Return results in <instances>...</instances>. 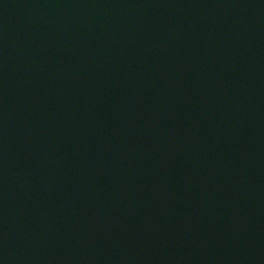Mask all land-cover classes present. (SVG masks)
I'll use <instances>...</instances> for the list:
<instances>
[{
    "label": "water",
    "instance_id": "1",
    "mask_svg": "<svg viewBox=\"0 0 264 264\" xmlns=\"http://www.w3.org/2000/svg\"><path fill=\"white\" fill-rule=\"evenodd\" d=\"M0 264H264V0H0Z\"/></svg>",
    "mask_w": 264,
    "mask_h": 264
}]
</instances>
